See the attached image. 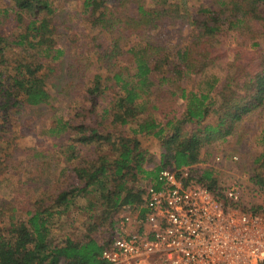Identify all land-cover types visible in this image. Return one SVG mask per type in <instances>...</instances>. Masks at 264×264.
Returning a JSON list of instances; mask_svg holds the SVG:
<instances>
[{
  "label": "trees",
  "instance_id": "trees-1",
  "mask_svg": "<svg viewBox=\"0 0 264 264\" xmlns=\"http://www.w3.org/2000/svg\"><path fill=\"white\" fill-rule=\"evenodd\" d=\"M211 1L212 8L203 6L189 16L170 0H157L153 7L132 0H83L96 33L87 34L81 45L80 38L58 41L51 0H10L11 9H0V164L10 153L20 110L50 102L46 79L73 48L91 45L88 61L97 70L83 103L53 129L66 135L58 146L68 173L64 188L56 189L52 204L41 192L34 202L28 198L0 207V226L5 222L0 264H106L101 255L120 233L122 210L144 203L146 189L135 183L143 179L160 187L164 168L190 167L198 182L224 197L209 168L215 145L264 109V49L258 42L264 38V0ZM229 33L235 46L225 50L221 38ZM130 36L137 41L122 43ZM125 56L130 65L120 66ZM212 69L225 75L206 73ZM193 82L202 83L196 89ZM140 135L160 141L159 157L143 147ZM262 170L264 161L251 178L260 192ZM78 196L88 201L84 232L58 241L51 218L66 213ZM98 204L99 214H92Z\"/></svg>",
  "mask_w": 264,
  "mask_h": 264
},
{
  "label": "rangeland",
  "instance_id": "rangeland-1",
  "mask_svg": "<svg viewBox=\"0 0 264 264\" xmlns=\"http://www.w3.org/2000/svg\"><path fill=\"white\" fill-rule=\"evenodd\" d=\"M51 1L56 10L54 23L58 27V41L69 44L70 39L76 38L77 40L80 38L78 45H81L85 38L84 42L87 43V34L96 32L91 29L88 23L84 13L83 0ZM132 1L136 5L143 3L146 7H153L157 0ZM170 1L179 4L181 10L189 16L195 14L203 6L210 8L214 6L211 0ZM12 6L10 0H0V9H11ZM14 25L13 22L7 23L8 29H13V31L16 29ZM186 32L187 29L184 30V33ZM130 38L122 43H133L138 39L135 36H130ZM234 38V33H229L227 38H221L223 40L222 48L225 50L233 48L235 46ZM179 40L180 38L177 42ZM258 42L259 48L264 49V38H260ZM175 44L177 43L175 42ZM90 47L91 45H86L84 49L73 48L72 53L59 62L53 71L49 72L46 79L52 96L49 103L39 106H25L20 110L13 128L14 142L10 153L8 156L5 154L2 157L5 159L0 164V207L25 201L28 198L34 202L37 194L41 192L44 197L46 194L49 196L46 204H52V197L57 193L58 188H64L65 185H62V182L68 173L65 174L62 170L64 165L61 162L58 146L65 142L66 135L54 134L53 129L59 120L67 121L73 116L75 110L84 101L85 90L97 72L94 65L89 64L90 61H88V58L93 56ZM180 47V44L176 48L171 46L170 50H176ZM15 51L12 53L13 55H16ZM119 65L129 66V57H122ZM206 73L220 78L225 75L223 71L217 69L209 70ZM201 83L195 84L193 82V87L195 86L197 89ZM244 132L245 135H243ZM139 138L143 147L156 154L157 157L160 156L162 147L158 139L152 135H140ZM214 151L213 156H221L222 158L215 162L214 157L213 161L209 162L211 164L209 168H213L215 171L221 189L223 190L232 183L239 184L243 200L240 205L245 210L250 207L253 209L264 201V196L255 193L256 187L251 179L259 164L264 161L262 159L264 154V109L251 114L242 125H239L236 134L229 137L225 142H218ZM206 164H202L201 168L207 167ZM42 184H44L42 189L34 192L33 188ZM135 184H137L136 186L142 185L145 189L149 186L148 181L143 179ZM30 190L31 194H27ZM93 197L92 199H95ZM87 204L88 201L84 197L78 196L73 206L66 213H55L50 223L52 237L60 241L68 233L82 234L86 226L85 222L89 217V212L85 209ZM94 208L95 212L92 214H99L100 205H95ZM131 211L135 212L134 209ZM7 216H2V218L5 219ZM21 216L28 217L25 212H22ZM4 225L5 222L0 226L2 230L5 229L3 228ZM98 235H103V229L98 232Z\"/></svg>",
  "mask_w": 264,
  "mask_h": 264
},
{
  "label": "built area",
  "instance_id": "built-area-1",
  "mask_svg": "<svg viewBox=\"0 0 264 264\" xmlns=\"http://www.w3.org/2000/svg\"><path fill=\"white\" fill-rule=\"evenodd\" d=\"M159 181L146 187L143 205L124 207L120 233L101 255L106 264H264V201L245 210L239 184L221 197L186 166L162 169Z\"/></svg>",
  "mask_w": 264,
  "mask_h": 264
},
{
  "label": "crops",
  "instance_id": "crops-1",
  "mask_svg": "<svg viewBox=\"0 0 264 264\" xmlns=\"http://www.w3.org/2000/svg\"><path fill=\"white\" fill-rule=\"evenodd\" d=\"M203 163H201V165H202Z\"/></svg>",
  "mask_w": 264,
  "mask_h": 264
}]
</instances>
